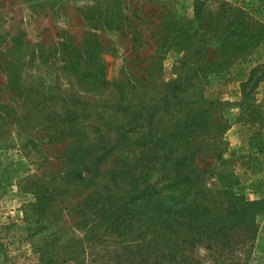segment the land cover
<instances>
[{"label":"trees","instance_id":"1","mask_svg":"<svg viewBox=\"0 0 264 264\" xmlns=\"http://www.w3.org/2000/svg\"><path fill=\"white\" fill-rule=\"evenodd\" d=\"M195 14L189 28L178 29L184 39L171 40V46L186 42L194 49L179 60L171 83L174 98L166 112L175 115L161 120L147 112L131 126L133 133L121 132L116 140L89 134L82 109L65 112L58 122L47 117L44 123L55 128L49 139L61 143V167L43 182V221L58 218L54 207L61 205L85 234L63 249L46 241L41 264H201L191 258L197 247L207 250L208 264H249L264 198L236 194L239 181L232 160L224 158V103L196 88L263 45L264 24L228 0H196ZM89 43L94 48L63 42L61 52L64 68L76 74L85 68L80 77L95 88L105 83V69L95 66L103 45ZM263 78L264 64L251 70L241 84L243 100ZM8 80L10 88L28 90L19 86L16 70ZM122 99L117 111L132 115Z\"/></svg>","mask_w":264,"mask_h":264},{"label":"rangeland","instance_id":"2","mask_svg":"<svg viewBox=\"0 0 264 264\" xmlns=\"http://www.w3.org/2000/svg\"><path fill=\"white\" fill-rule=\"evenodd\" d=\"M195 1L0 0V115L5 118L0 121V264H41L46 241L63 249L85 234L72 226L77 219L69 211L62 214L61 205L54 207L58 218L43 221V182L61 167L56 158L61 143L49 139L55 128L44 123L47 117L58 122L65 112L79 108L89 134L116 140L121 132L133 133L131 126L147 112L161 120L176 114L166 112L174 98L171 83L179 60L194 49L186 42L171 46V40L184 39L178 29L194 21ZM228 1L264 24V0ZM94 40L103 45L95 66L105 69V83L95 88L80 77L85 68L78 74L64 68L61 52L63 42L94 48L89 43ZM261 64L264 43L228 70L211 74L208 84L195 81L197 93L224 103L221 109L229 122L224 158L232 160L239 181L236 194L248 200L264 198V78L247 100L241 84ZM15 70L19 86L28 90L9 87ZM121 99L132 115L117 111ZM174 102L172 107L180 110ZM258 223L249 264H264V214ZM191 258L210 262L203 247L194 248Z\"/></svg>","mask_w":264,"mask_h":264}]
</instances>
